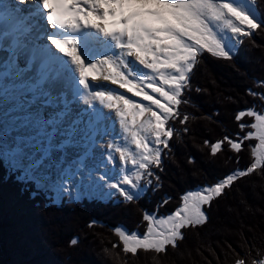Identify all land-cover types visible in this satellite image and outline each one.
Returning a JSON list of instances; mask_svg holds the SVG:
<instances>
[{"label":"snow or ice","instance_id":"1","mask_svg":"<svg viewBox=\"0 0 264 264\" xmlns=\"http://www.w3.org/2000/svg\"><path fill=\"white\" fill-rule=\"evenodd\" d=\"M257 2L0 0V52L7 53L0 58V123L6 125L0 158L60 199L89 194L137 199L143 187L160 180L156 170L163 169L165 152L179 133L175 121L185 125L189 119L180 106L189 103L184 93L199 59L205 53L231 59L238 41L264 30V18L253 11ZM89 30L104 42L95 56L84 35ZM248 91L264 101V92ZM76 104L83 106L74 109ZM245 116L251 122L240 123V133L204 144L216 155L225 145L240 153L255 140L249 145L251 163L188 191L167 216L145 212L143 233L117 227L125 254L166 255L169 247H179L182 230L205 224V206L239 178L264 173V105L241 110L235 119ZM69 147L82 149L72 161L64 154ZM97 148L101 159L89 166ZM114 153L119 154L118 171ZM235 264H264V252Z\"/></svg>","mask_w":264,"mask_h":264},{"label":"trees","instance_id":"2","mask_svg":"<svg viewBox=\"0 0 264 264\" xmlns=\"http://www.w3.org/2000/svg\"><path fill=\"white\" fill-rule=\"evenodd\" d=\"M257 7L264 18V0H258ZM256 62L264 66V30L248 37L231 59H213L206 53L199 59L184 96L190 103L195 94L193 105L205 110L196 112L185 125L175 121L179 133L173 137L169 154L164 155L163 169L156 170L160 180H154L147 192L132 202L63 198L57 203L0 158V264H235L237 259L247 256L251 260L264 252V173L259 170L239 178L225 195L205 206V224L182 230L184 239L179 247H169L166 255L145 250L136 256L125 254L114 231L123 227L144 232L145 212L158 208L169 212L181 203L184 188H197L217 173L244 169L251 163L246 148L240 153L233 151L229 159L227 145L211 155L204 141L215 142L225 134L235 136L241 132L240 123L251 122L237 121L238 112L264 105L248 91L264 92L259 83L264 81V72ZM209 67H214L211 74ZM184 127L189 129L187 133ZM224 156L228 160H223ZM121 208H125L124 217H109L104 211ZM50 224L56 229L50 228L51 235H46Z\"/></svg>","mask_w":264,"mask_h":264},{"label":"rangeland","instance_id":"3","mask_svg":"<svg viewBox=\"0 0 264 264\" xmlns=\"http://www.w3.org/2000/svg\"><path fill=\"white\" fill-rule=\"evenodd\" d=\"M261 32H263V31H261ZM251 54V53H250ZM206 55H208L209 57H211V58H213V59H217L216 57H212L210 54H207L206 53ZM249 60V62L250 61H252V60H250V59H248ZM259 63H261L262 64V62H259ZM259 63H257L256 62V66L257 67H259V70H261V71H263L264 72V66L263 65H261V64H259ZM209 71H210V74H211V72L212 71H214V67H209V69H208ZM253 85V84H252ZM260 88L264 91V86H261L260 85ZM193 96H195V97H197L195 94L193 95ZM192 96V97H193ZM192 97H191V102L186 106V108H185V110H184V114H187L188 116H189V118L190 119H193L194 117H196V112H198V111H204L205 109L203 108V109H198L197 107H195L194 105H193V103H192ZM251 98H252V95H251ZM262 102V104H264V101H261ZM250 103H252V99H250ZM10 105H4V108L6 109L7 107H9ZM205 107V106H204ZM206 107H208V106H206ZM238 109V108H237ZM237 109H236V111H237ZM3 111V109H0V112H2ZM236 111H235V113H236ZM234 113V114H235ZM2 119L3 120H7V117H2ZM244 120H249V121H251V118L250 117H247V116H245L244 118H243ZM5 124L4 123H0V133H2L3 131H4V129H5ZM239 128V127H238ZM26 130H24V129H22L21 130V132H25ZM18 133H15V132H13L12 133V135L13 136H15V135H17ZM256 143V141L255 140H250V141H247L246 142V146L244 147V148H246L245 150L246 151H248L250 154H251V148L249 147V145H252V144H255ZM224 150V149H223ZM222 150V151H223ZM228 150L229 151H231L230 153H228L227 154V158L229 157V156H231V157H229V159L230 158H232V150H230L229 148H228ZM244 150V149H243ZM80 151H81V149H79V148H76V147H72V148H67L66 149V151H65V155H66V157H67V160L68 161H72V160H74L76 157H77V155H79V153H80ZM222 151H220V152H222ZM60 154L59 153H57L56 154V156H59ZM212 155V154H211ZM225 156L223 157V160H228ZM100 159H101V154L99 155V156H97V157H95L94 159H92V161H91V163H90V165L89 166H92L94 163H97V162H99L100 161ZM8 163V162H7ZM118 164L119 163H117V166H118ZM9 165V164H8ZM229 166V165H228ZM116 169H119L118 167L116 168ZM224 169H226V167H224ZM229 173V172H228ZM228 173H226V172H223V173H217V174H215V175H213V177H210V179H205V181H201V180H198V181H201L202 183H201V185L199 186V187H197V188H194V189H190V190H187V189H183L182 190V196L184 195V194H186L188 191H195V190H197V189H199L200 187H202V186H205V185H209V184H213V183H215L216 181H218L220 178H222V177H224L226 174H228ZM177 174H174V176H176ZM37 185V184H36ZM12 189H13V187L12 186H10ZM38 188L39 189H41V190H49L47 187H43V186H38ZM114 191V190H113ZM165 191H163L162 193H164ZM87 196H92V194H89V195H87ZM95 196H99V197H101V198H103V199H106L107 197H103V196H101V195H99V194H95ZM86 197V196H85ZM84 198V197H83ZM53 199L54 200H56V201H58L60 198H57L55 195H53ZM167 204H170V202H168ZM182 205V200H181V203L179 204V206H181ZM178 206V207H179ZM125 208H121V209H113V210H111V209H107V210H104L105 212H106V214H107V216H109V217H115L116 216V214H121L122 215V217H124L123 215H124V213H123V210H124ZM175 209L176 208H172V209H170L171 211H169V212H166L165 210H162L161 208H158V210H156V211H154V212H148V213H156V214H158L159 216H167L168 214H170V213H172V212H174L175 211ZM128 214L131 216V217H135V214H134V212L131 210V209H128ZM33 216V215H32ZM39 216V215H38ZM42 217V216H41ZM51 225V224H50ZM47 229H46V235H51V233H52V231H50V228L52 229H54L55 227L53 226V225H51V226H48V227H46ZM56 229V228H55ZM115 231V230H114ZM129 231V230H128ZM140 233H143V232H140Z\"/></svg>","mask_w":264,"mask_h":264},{"label":"bare ground","instance_id":"4","mask_svg":"<svg viewBox=\"0 0 264 264\" xmlns=\"http://www.w3.org/2000/svg\"><path fill=\"white\" fill-rule=\"evenodd\" d=\"M240 2H243V0H240ZM253 11H256L257 12V10L254 8L253 9ZM102 23H105V21H103ZM245 37H243L242 38V40L244 39ZM240 44H241V42H237L236 43V46L233 48V51H235V50H237L238 48H239V46H240ZM6 56V54H0V58H3V57H5ZM21 63H23V60H21ZM99 83H104V84H107L108 82H103V81H100ZM112 87H116V86H112ZM123 91L124 90H121V93H123ZM129 96H130V94H129ZM130 98H131V96H130ZM137 99H140V98H137ZM83 105L82 104H76V105H74V109H79V108H81ZM117 131L119 130V126H118V124H117ZM69 148H71V147H69ZM80 149V148H79ZM100 154V149L99 148H97V149H95V152H94V157H97L98 155ZM114 156L116 157V159L119 157V154L118 153H114ZM90 162H91V159H89L88 161H87V163H89L90 164Z\"/></svg>","mask_w":264,"mask_h":264}]
</instances>
